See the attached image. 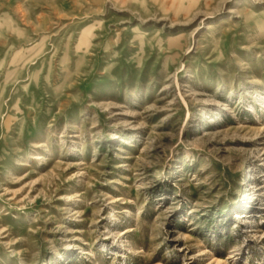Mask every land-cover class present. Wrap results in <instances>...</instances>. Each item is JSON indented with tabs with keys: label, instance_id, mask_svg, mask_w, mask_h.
I'll return each mask as SVG.
<instances>
[{
	"label": "rangeland",
	"instance_id": "obj_1",
	"mask_svg": "<svg viewBox=\"0 0 264 264\" xmlns=\"http://www.w3.org/2000/svg\"><path fill=\"white\" fill-rule=\"evenodd\" d=\"M0 264H264V0H0Z\"/></svg>",
	"mask_w": 264,
	"mask_h": 264
}]
</instances>
